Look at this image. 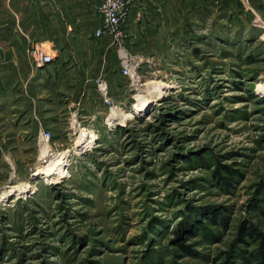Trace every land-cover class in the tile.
Returning a JSON list of instances; mask_svg holds the SVG:
<instances>
[{"label":"rangeland","instance_id":"obj_1","mask_svg":"<svg viewBox=\"0 0 264 264\" xmlns=\"http://www.w3.org/2000/svg\"><path fill=\"white\" fill-rule=\"evenodd\" d=\"M194 1L170 6L159 44L122 49L117 71L126 54L138 77L117 75L111 105L49 115L53 156L0 141V194L30 185L0 196V264H252L257 244L239 231L264 235V0H202L200 12ZM156 79L162 94L133 109ZM112 107L131 116L111 126ZM82 128L96 136L77 151ZM68 149L66 175L40 178Z\"/></svg>","mask_w":264,"mask_h":264},{"label":"crops","instance_id":"obj_2","mask_svg":"<svg viewBox=\"0 0 264 264\" xmlns=\"http://www.w3.org/2000/svg\"><path fill=\"white\" fill-rule=\"evenodd\" d=\"M182 1L133 0L125 36L113 42L109 36H94L101 22L96 0H0V141L7 134L20 136L30 142L36 157L42 151L41 129L54 130L56 124L47 125L49 115L68 114L71 120V105L77 101V118H89L93 107L101 109L104 102L94 79L103 77L110 95L119 90L122 49L135 52L137 47L159 44L161 30L169 28L170 6ZM201 1H194L199 12L205 8ZM35 44L49 47L52 62L35 64ZM8 122L13 133L4 127Z\"/></svg>","mask_w":264,"mask_h":264},{"label":"built area","instance_id":"obj_3","mask_svg":"<svg viewBox=\"0 0 264 264\" xmlns=\"http://www.w3.org/2000/svg\"><path fill=\"white\" fill-rule=\"evenodd\" d=\"M97 1V10L100 15V25L94 31L95 37H105L109 36L113 42H120L125 36L124 23L128 16L130 5L133 0H96ZM245 3H248L249 0H242ZM137 15L140 16V12H137ZM32 56L34 62L37 66L46 65L53 60V54L41 45L35 44L32 48ZM121 74L129 78L132 83L135 78L138 77L136 73L137 64L133 63V60L128 55H121ZM96 90L99 92L104 103L111 105V95L108 89L106 80L103 77H96L94 79ZM72 110L70 112V118L77 120V110L79 109V102H75L71 105ZM40 140L42 144H48L51 138V132L49 130L41 129L40 131ZM42 145V149H43ZM48 146V145H47ZM56 150L51 145L48 146L47 152L49 155L53 156L56 153ZM43 152L38 156L39 160L43 161Z\"/></svg>","mask_w":264,"mask_h":264},{"label":"bare ground","instance_id":"obj_4","mask_svg":"<svg viewBox=\"0 0 264 264\" xmlns=\"http://www.w3.org/2000/svg\"><path fill=\"white\" fill-rule=\"evenodd\" d=\"M143 85L145 86V93H141L134 96L136 101L135 103H133L132 108L135 110L145 107L152 98L159 96V94L161 95V90L165 87V83L159 79L150 82H145ZM130 116L131 112L129 110H119L117 107H112L110 118H114H109L108 120H106V122L107 124L113 126L117 122H124ZM95 136V133H93L91 130L83 128L80 130L78 129V135L75 139L74 148L76 150L78 149L77 151L83 150L88 143H91V140ZM69 152L70 149L63 152H59L55 160L50 161L47 165H42L38 167L37 174L39 175V177L46 180L47 182H55L58 179L63 178L66 175L64 167L67 164ZM29 186L30 185L28 183L11 185L7 190L2 191L0 196L3 197L5 194L21 192L23 190H26Z\"/></svg>","mask_w":264,"mask_h":264},{"label":"trees","instance_id":"obj_5","mask_svg":"<svg viewBox=\"0 0 264 264\" xmlns=\"http://www.w3.org/2000/svg\"><path fill=\"white\" fill-rule=\"evenodd\" d=\"M218 168H223V170H225V172H228V174L230 175H234L232 173V170L229 169V167L225 166V165H219ZM219 170V169H218ZM214 176L215 179L218 180L221 183H229L227 178H223L221 175H218V171L216 170L214 172ZM208 218L209 221L219 224V217L220 215H214V216H206ZM197 228H199V226H197ZM239 239L240 240H244V237H249L251 238L254 243L257 244L256 248L253 249L250 253L248 252V260L251 259L252 264H264V235L257 232L255 229H253L252 227L249 226H241L240 231H239ZM182 248L184 251L188 250V246H183Z\"/></svg>","mask_w":264,"mask_h":264}]
</instances>
